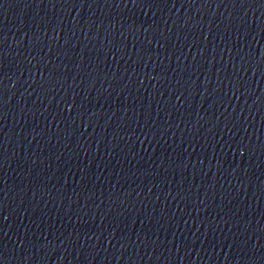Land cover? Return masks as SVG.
Segmentation results:
<instances>
[{
    "label": "water",
    "instance_id": "1",
    "mask_svg": "<svg viewBox=\"0 0 264 264\" xmlns=\"http://www.w3.org/2000/svg\"><path fill=\"white\" fill-rule=\"evenodd\" d=\"M0 45V264H264V0H0Z\"/></svg>",
    "mask_w": 264,
    "mask_h": 264
},
{
    "label": "snow or ice",
    "instance_id": "2",
    "mask_svg": "<svg viewBox=\"0 0 264 264\" xmlns=\"http://www.w3.org/2000/svg\"><path fill=\"white\" fill-rule=\"evenodd\" d=\"M0 46H2V45H0ZM3 219H4V220H6V219H7V217H6V216H4V217H3Z\"/></svg>",
    "mask_w": 264,
    "mask_h": 264
}]
</instances>
